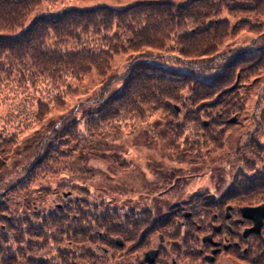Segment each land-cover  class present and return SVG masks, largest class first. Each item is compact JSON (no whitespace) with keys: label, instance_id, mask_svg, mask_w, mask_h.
<instances>
[{"label":"trees","instance_id":"trees-1","mask_svg":"<svg viewBox=\"0 0 264 264\" xmlns=\"http://www.w3.org/2000/svg\"><path fill=\"white\" fill-rule=\"evenodd\" d=\"M42 3L43 0H0V93L7 87L9 91H17L13 98L8 92V129H3L6 136H0V151L10 153L17 144V138L11 136L12 130L39 123L50 112L48 105L43 104V97L45 100L53 97L56 105L63 106L66 95L73 92L72 82L83 80L92 71L100 77L109 76L107 80L119 77L123 88L109 99H102V107L86 113L85 133L79 130L77 121H71L69 114L39 143L40 150L33 160L40 165H29L30 172L41 164L58 163L57 157H62L64 147L84 151L91 135L117 128L131 118L142 120L146 113L150 116L166 113L167 126L173 133L177 128L179 138L187 127L182 126L184 122L204 131L195 136V150L189 145L198 155L211 148L217 151L230 130L228 118L243 111L240 89L233 88L237 70L250 71L249 74L256 66L264 70V41L256 50L236 51L224 58L220 52V46L237 27L222 15L242 12L247 16H263L264 0H187L184 3L140 0L125 9L97 6L60 13L42 11ZM153 51L159 54H152ZM160 52L171 54L166 56L181 62L182 69L170 68L161 62L165 55ZM122 53L128 54L130 63L122 75L113 76L112 62L115 55ZM12 85L16 88L12 89ZM40 92L43 97L38 99L37 108H33L32 93L39 95ZM262 99L264 106V95ZM4 102L0 109L6 106V99ZM177 104H181L180 111ZM23 114H26L24 118ZM15 123L18 125L13 127ZM219 128L223 132H215ZM237 152L241 154L239 148ZM253 175V181L246 178L241 184L255 192L264 188V178L261 173ZM69 201L71 207L62 205L57 208L60 213L43 217L40 230L23 228L22 225L30 222L24 218L19 223H10L7 218L2 220L0 264H105L103 255L99 256L93 248L97 246L101 251V232L107 226L106 231L111 235L124 232L133 235L135 230H140L133 224L134 221L142 223L134 211H131L133 216L126 212L112 219L109 203L105 201L100 215L90 214V204L86 201L82 205ZM74 210L79 212V217L78 214L73 217ZM152 213L140 214L148 218ZM118 219L127 230H120V224L114 226Z\"/></svg>","mask_w":264,"mask_h":264},{"label":"rangeland","instance_id":"rangeland-1","mask_svg":"<svg viewBox=\"0 0 264 264\" xmlns=\"http://www.w3.org/2000/svg\"><path fill=\"white\" fill-rule=\"evenodd\" d=\"M138 1L140 0H43L41 10L60 13L67 9L88 10L97 6L125 9ZM175 1L184 3L187 0ZM222 17L229 19L232 26L237 25L236 32L220 46L223 58L236 51L256 50L264 41V15L247 16L241 12L232 16L224 13ZM248 25L252 28H244ZM152 54L159 53L153 51ZM160 54L165 55L160 61L168 67L182 69L181 62L166 56L171 54ZM129 59L128 54L115 55L111 75H122L130 63ZM237 73L233 88L240 89L243 111L228 118L229 122L234 118L237 120L230 123V130L227 131L224 142L222 141L221 149L217 151H212L211 148L198 155L197 151L190 150L189 145L194 146L195 150V136L204 131L196 130L194 125L184 122L182 126L187 127L179 138L177 128L173 133L167 126L169 119L166 113L159 112L153 116L146 113L142 120L131 118L123 121L117 128H107L103 133L91 135L90 141L85 144L89 148L84 151H75L73 146L64 147L62 157H57L58 163L41 164V167L30 172L29 165H40L39 161L33 160L40 150L39 143L50 136L53 129L71 114V121H77L79 130L85 133L86 113L102 107V99H109L120 92L123 82L119 77L107 80L109 76L100 77L94 70L83 80L72 82L73 92L66 95L63 106L56 105L53 97L45 100L41 92L40 96L32 93L33 108H37L38 99L43 97V104L48 105L50 112L39 123L12 130L11 136L17 138V144L12 146L10 153L0 151V206L5 208L3 210L0 207V229L4 228L2 220L5 218L10 223H19L24 218L30 222L22 225L23 228L35 227L40 230V225L44 224L43 217L60 213L58 206L71 207L69 200L77 201L80 205L88 202L92 215L102 213V202L105 201L109 203L108 212L112 219L117 217L116 214L126 212L133 216L132 208H152V217L156 219L157 215L168 214L167 208L178 203L182 196L209 194L217 198L218 185L220 190H224L234 184L233 181L239 174L249 177L261 173L264 171V122L260 124V121H264V70L261 71L256 66L251 74L250 71L242 73L241 70H237ZM240 76L246 79H241ZM14 88L16 86L12 85V89ZM41 89L44 90V86ZM9 90L7 87L0 93V106L5 104V99L7 101L6 106L0 109V136L7 135L3 129H8V92L12 98L17 94V91ZM177 105L181 108V104ZM25 115L23 114V118ZM179 122L183 123V120L180 119ZM16 125L18 123L13 127ZM215 132H223V129H215ZM187 139L190 142L186 143ZM236 148L240 149L241 154L235 153ZM216 159L224 162L216 165L213 163ZM258 191L256 189L254 192V199L264 197L258 196ZM64 192L71 195L70 199L64 200ZM73 212V217L77 214L80 216L77 210ZM136 216L140 218V213L136 212ZM121 223L122 220L118 219L114 226L118 227ZM101 234L103 236L102 232ZM27 239L30 240V237ZM93 249L102 256L97 246ZM36 255L40 256V252H36ZM47 259L50 256L47 255Z\"/></svg>","mask_w":264,"mask_h":264},{"label":"flooded vegetation","instance_id":"flooded-vegetation-1","mask_svg":"<svg viewBox=\"0 0 264 264\" xmlns=\"http://www.w3.org/2000/svg\"><path fill=\"white\" fill-rule=\"evenodd\" d=\"M223 162L220 159L213 161L216 165ZM261 173L264 178V171ZM246 178L253 181L254 175L246 177L239 174L234 184L224 190H220L218 185L217 198L209 194L182 196L178 203L167 208L168 214L157 215L156 219L140 214L142 223H133L140 230H135L133 235L124 232L112 237L106 231L107 226L101 246L104 263L264 264V221L259 232H250L255 222L243 214L244 207L264 204V197H261L264 196V188L257 192L261 198L254 199V192L241 184ZM65 194L63 198L69 199L71 195L65 197ZM131 211L153 212L154 209L132 208ZM165 218L168 219L165 222H155ZM119 226L120 230H127L126 225ZM118 239L123 245H119ZM150 250L157 253L148 263L146 253Z\"/></svg>","mask_w":264,"mask_h":264},{"label":"water","instance_id":"water-1","mask_svg":"<svg viewBox=\"0 0 264 264\" xmlns=\"http://www.w3.org/2000/svg\"><path fill=\"white\" fill-rule=\"evenodd\" d=\"M177 110L179 111L180 109L177 108ZM237 120V118H234L231 120V122H235ZM243 214L245 217H249L251 219L254 220L255 225L254 227H252L249 231L250 232H259L261 229V226L263 224L264 221V204L256 206V207H244L243 208ZM245 234L247 235V231L245 232ZM119 245H123L122 241L120 239L117 240ZM157 251H148L146 253V261L151 262L152 259L154 260L155 255H156Z\"/></svg>","mask_w":264,"mask_h":264}]
</instances>
